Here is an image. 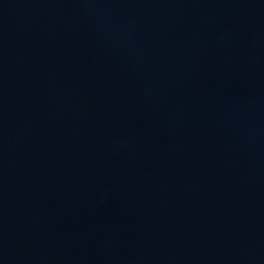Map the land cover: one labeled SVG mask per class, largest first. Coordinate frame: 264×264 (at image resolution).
Returning a JSON list of instances; mask_svg holds the SVG:
<instances>
[{"label":"water","instance_id":"1","mask_svg":"<svg viewBox=\"0 0 264 264\" xmlns=\"http://www.w3.org/2000/svg\"><path fill=\"white\" fill-rule=\"evenodd\" d=\"M0 264H264V0H0Z\"/></svg>","mask_w":264,"mask_h":264}]
</instances>
